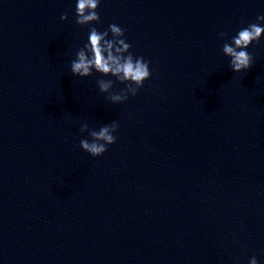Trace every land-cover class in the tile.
Instances as JSON below:
<instances>
[{
  "label": "water",
  "instance_id": "95a60500",
  "mask_svg": "<svg viewBox=\"0 0 264 264\" xmlns=\"http://www.w3.org/2000/svg\"><path fill=\"white\" fill-rule=\"evenodd\" d=\"M76 2L0 0V264H264V34L248 70L222 52L264 0ZM113 23L152 70L122 103L70 70Z\"/></svg>",
  "mask_w": 264,
  "mask_h": 264
},
{
  "label": "clouds",
  "instance_id": "9594fccd",
  "mask_svg": "<svg viewBox=\"0 0 264 264\" xmlns=\"http://www.w3.org/2000/svg\"><path fill=\"white\" fill-rule=\"evenodd\" d=\"M99 3L100 0H77L75 22L81 26L99 22L100 15L96 11ZM60 19L67 20V13L62 14ZM257 19L264 20V15L258 16ZM125 31L115 23L110 24L103 32L96 27H90L87 42L76 52V58L70 65L73 75L87 77L95 71L103 76L115 77L116 81L125 84V88L114 92V80H97L99 90L107 93L106 98L113 103H122L129 95H136L144 81L152 75L150 61H146L142 56H134L130 51L131 44L122 38ZM262 34L264 27L251 23L231 37L230 42L223 44L222 52L230 58L229 67L233 72H242L252 67L253 56L247 48L253 42H259ZM220 35L226 37L227 33L221 32ZM117 128L118 122L115 120L102 125L99 130L90 129L87 123L82 124L80 131L88 132L92 139H81L80 147L92 157L101 156L107 151L108 145L115 143L117 137L113 133ZM249 264H258L255 256L250 258Z\"/></svg>",
  "mask_w": 264,
  "mask_h": 264
}]
</instances>
